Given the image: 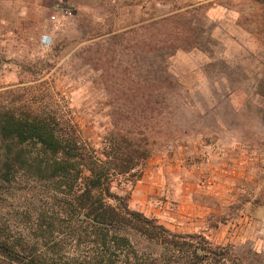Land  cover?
<instances>
[{"label":"rangeland","instance_id":"obj_1","mask_svg":"<svg viewBox=\"0 0 264 264\" xmlns=\"http://www.w3.org/2000/svg\"><path fill=\"white\" fill-rule=\"evenodd\" d=\"M58 3L72 14L52 20ZM3 107L55 114L103 160L134 156L110 183L127 207L129 186L153 154L222 145L255 152L264 203V0H0ZM63 207L49 180L20 175L0 191V222L17 235L63 237ZM129 232L136 263L157 254L156 264L185 261L168 242ZM186 241L225 249L224 259L203 264H264V246Z\"/></svg>","mask_w":264,"mask_h":264},{"label":"trees","instance_id":"obj_2","mask_svg":"<svg viewBox=\"0 0 264 264\" xmlns=\"http://www.w3.org/2000/svg\"><path fill=\"white\" fill-rule=\"evenodd\" d=\"M134 165L135 157L128 153L119 152L110 162L101 159L51 112L0 108V191L20 175L52 181L64 204L66 226L63 237L46 242L34 232L14 234L0 222V264H143L145 260L135 262L139 251L130 250L129 231L168 242L174 252L184 253L183 264L224 259V248L187 242L188 237L128 209L125 200L110 191L113 178ZM67 244L73 250H62ZM80 246L84 248L78 253ZM159 256L149 264H156Z\"/></svg>","mask_w":264,"mask_h":264},{"label":"crops","instance_id":"obj_3","mask_svg":"<svg viewBox=\"0 0 264 264\" xmlns=\"http://www.w3.org/2000/svg\"><path fill=\"white\" fill-rule=\"evenodd\" d=\"M256 161L254 151L236 145L155 153L129 186L128 207L214 247H263L264 203L255 193Z\"/></svg>","mask_w":264,"mask_h":264},{"label":"built area","instance_id":"obj_4","mask_svg":"<svg viewBox=\"0 0 264 264\" xmlns=\"http://www.w3.org/2000/svg\"><path fill=\"white\" fill-rule=\"evenodd\" d=\"M62 14V16H69L72 14L71 8L65 6L64 4L58 3L53 7V12L50 15L52 20L57 19V15ZM40 44L43 47H48L51 44V37L49 34H42L40 37Z\"/></svg>","mask_w":264,"mask_h":264}]
</instances>
